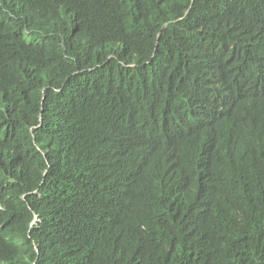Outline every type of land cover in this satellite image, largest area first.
Returning a JSON list of instances; mask_svg holds the SVG:
<instances>
[{
  "label": "trees",
  "instance_id": "1",
  "mask_svg": "<svg viewBox=\"0 0 264 264\" xmlns=\"http://www.w3.org/2000/svg\"><path fill=\"white\" fill-rule=\"evenodd\" d=\"M0 264H264V0H0Z\"/></svg>",
  "mask_w": 264,
  "mask_h": 264
},
{
  "label": "clouds",
  "instance_id": "2",
  "mask_svg": "<svg viewBox=\"0 0 264 264\" xmlns=\"http://www.w3.org/2000/svg\"><path fill=\"white\" fill-rule=\"evenodd\" d=\"M187 13H188V12H187ZM187 13H186V14H187ZM167 24H168V23H167ZM42 118H43V115H41V119H42ZM39 221H40L39 218H37V219H36V222H39Z\"/></svg>",
  "mask_w": 264,
  "mask_h": 264
}]
</instances>
